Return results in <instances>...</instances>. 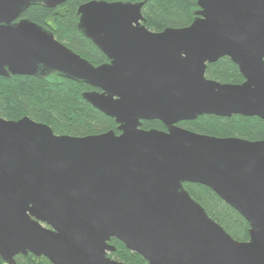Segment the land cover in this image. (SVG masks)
I'll list each match as a JSON object with an SVG mask.
<instances>
[{"label": "water", "instance_id": "1", "mask_svg": "<svg viewBox=\"0 0 264 264\" xmlns=\"http://www.w3.org/2000/svg\"><path fill=\"white\" fill-rule=\"evenodd\" d=\"M0 0V76L58 74L93 88L82 98L119 134H54L29 117H0V257L52 264H131L110 258L120 241L145 264H264V140L216 137L178 125L198 116L264 121V0H196L190 25L148 29L144 1L90 0L77 28L107 58L94 65L29 19L30 5ZM227 57L239 84L205 76ZM158 120L164 130H144ZM184 183L211 189L249 225L238 241Z\"/></svg>", "mask_w": 264, "mask_h": 264}, {"label": "trees", "instance_id": "2", "mask_svg": "<svg viewBox=\"0 0 264 264\" xmlns=\"http://www.w3.org/2000/svg\"><path fill=\"white\" fill-rule=\"evenodd\" d=\"M90 0H67L55 8L42 4L30 5L20 18L29 19L53 34L55 39L94 65L107 62L106 56L77 28L79 5ZM108 2L144 1L141 13L146 27L160 32L165 28H182L191 24L198 10L196 0H106ZM205 76L220 83L243 82L237 66L227 57L207 64ZM85 83L67 79L58 74L47 77L10 75L0 76V117L19 120L23 117L48 125L54 134L84 137L108 131L119 134L113 118L91 106L82 93L92 90ZM178 125L199 134L216 137H240L251 141L264 140V121L258 117L233 115L217 117L198 116L195 120L182 121ZM144 130H164L158 120L142 121ZM184 188L219 226L238 241L249 239L246 220L211 189L194 183H184ZM115 251L107 255L117 261L145 264L137 253L130 252L116 239L109 242ZM16 264H52L43 256L33 254L15 256ZM0 264H5L0 257Z\"/></svg>", "mask_w": 264, "mask_h": 264}]
</instances>
